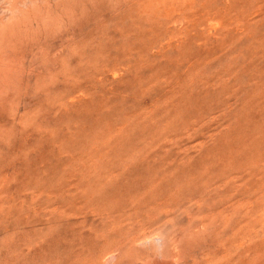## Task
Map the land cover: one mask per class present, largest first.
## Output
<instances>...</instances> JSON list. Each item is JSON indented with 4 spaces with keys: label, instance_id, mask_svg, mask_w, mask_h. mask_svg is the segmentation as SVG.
Wrapping results in <instances>:
<instances>
[{
    "label": "rangeland",
    "instance_id": "rangeland-1",
    "mask_svg": "<svg viewBox=\"0 0 264 264\" xmlns=\"http://www.w3.org/2000/svg\"><path fill=\"white\" fill-rule=\"evenodd\" d=\"M0 264H264V0H0Z\"/></svg>",
    "mask_w": 264,
    "mask_h": 264
},
{
    "label": "bare ground",
    "instance_id": "bare-ground-1",
    "mask_svg": "<svg viewBox=\"0 0 264 264\" xmlns=\"http://www.w3.org/2000/svg\"><path fill=\"white\" fill-rule=\"evenodd\" d=\"M244 209V208H243ZM245 211V210H244ZM248 211V209H246V211L245 212H243L244 213V216L247 214L246 212ZM242 214H241V217H244ZM247 217V215L244 217V219ZM248 219H249V217H248ZM241 220H243L242 218H241ZM252 232H253V230H252ZM250 232L248 231V234H249ZM248 234H244V235H248ZM252 233H250L249 235H251ZM248 235V236H249ZM242 239V238H241Z\"/></svg>",
    "mask_w": 264,
    "mask_h": 264
}]
</instances>
